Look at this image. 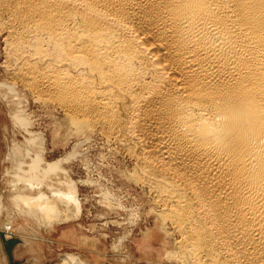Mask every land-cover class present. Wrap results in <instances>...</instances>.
Segmentation results:
<instances>
[{"label":"bare ground","instance_id":"bare-ground-1","mask_svg":"<svg viewBox=\"0 0 264 264\" xmlns=\"http://www.w3.org/2000/svg\"><path fill=\"white\" fill-rule=\"evenodd\" d=\"M1 18L9 39L18 28L57 51L54 70L18 74L27 87L133 145L121 146L179 236L181 264H264V0H0ZM22 113L14 124L27 128ZM37 157L30 173L63 174ZM23 180L30 191L50 182ZM72 185L60 194L44 186L65 211L42 193L19 203L58 220L75 200Z\"/></svg>","mask_w":264,"mask_h":264},{"label":"rangeland","instance_id":"rangeland-1","mask_svg":"<svg viewBox=\"0 0 264 264\" xmlns=\"http://www.w3.org/2000/svg\"><path fill=\"white\" fill-rule=\"evenodd\" d=\"M9 24L7 18L0 19V85L15 91L0 88V264H10L2 235L5 241H19L12 250L13 262L18 264H181L179 236L163 218L165 209L159 205L157 193L150 191L147 180L139 179L142 172L124 151L125 146L133 145L106 139L81 120H74L49 94L27 87L18 74L30 67L54 70L59 57L45 37L24 35L16 28V35L9 39ZM62 68L68 76L86 75L81 67ZM18 111H23L20 119L29 124L27 128L14 124L13 115ZM32 136L42 137L43 142L27 144ZM38 155L43 160L41 169L56 162L63 174L53 171L45 177L42 170L31 174V161ZM32 177L50 182L30 191L23 179ZM65 183L73 184L75 191V200L71 199L74 201L64 212L68 219L62 214L49 221L37 212V203L24 198L26 203H19L20 195L34 198L42 193L53 199L49 205L65 211L62 196L49 192L50 188L58 194L66 192ZM66 223L68 235L69 228L64 226L55 230V225ZM22 241L24 245H20Z\"/></svg>","mask_w":264,"mask_h":264},{"label":"water","instance_id":"water-1","mask_svg":"<svg viewBox=\"0 0 264 264\" xmlns=\"http://www.w3.org/2000/svg\"><path fill=\"white\" fill-rule=\"evenodd\" d=\"M16 243H17V240L16 239H13V240L11 239V240H9V241L6 242V251H7V254L9 256L10 264H18L16 262H12L11 253H10L11 248Z\"/></svg>","mask_w":264,"mask_h":264},{"label":"crops","instance_id":"crops-1","mask_svg":"<svg viewBox=\"0 0 264 264\" xmlns=\"http://www.w3.org/2000/svg\"><path fill=\"white\" fill-rule=\"evenodd\" d=\"M56 227H55V230H56V228H60V227H62V226H64V227H66L67 229H68V231H66L65 233L68 235L69 234V232H70V227L68 226V224L66 223L65 225L64 224H57V225H55ZM54 230V231H55ZM53 231V232H54ZM67 235H66V237H67ZM67 239V238H66ZM65 243L67 244V241L65 240Z\"/></svg>","mask_w":264,"mask_h":264}]
</instances>
